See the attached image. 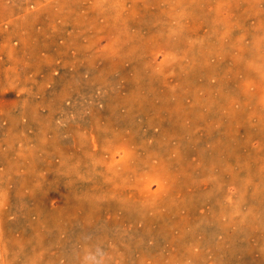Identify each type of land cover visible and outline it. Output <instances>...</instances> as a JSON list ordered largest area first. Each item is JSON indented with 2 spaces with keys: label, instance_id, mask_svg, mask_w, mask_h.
Returning <instances> with one entry per match:
<instances>
[{
  "label": "rangeland",
  "instance_id": "rangeland-1",
  "mask_svg": "<svg viewBox=\"0 0 264 264\" xmlns=\"http://www.w3.org/2000/svg\"><path fill=\"white\" fill-rule=\"evenodd\" d=\"M263 30L264 0H0V264H264Z\"/></svg>",
  "mask_w": 264,
  "mask_h": 264
},
{
  "label": "bare ground",
  "instance_id": "bare-ground-1",
  "mask_svg": "<svg viewBox=\"0 0 264 264\" xmlns=\"http://www.w3.org/2000/svg\"><path fill=\"white\" fill-rule=\"evenodd\" d=\"M69 1V0H68ZM245 1V0H244ZM98 2V1H97ZM114 2V1H113ZM68 3V2H67ZM250 3V2H249ZM116 4V3H115ZM71 5V4H70ZM165 5V4H164ZM18 6V5H17ZM46 8V6L44 7V9ZM49 8V7H48ZM69 8V7H68ZM220 8V7H219ZM228 8V7H227ZM71 9V8H70ZM218 10V9H217ZM2 12V11H1ZM36 14V13H35ZM49 14V13H48ZM82 14V13H81ZM38 16V15H37ZM254 16V15H253ZM23 17V16H22ZM25 17V16H24ZM42 17H44V14H43V16ZM50 19V18H49ZM262 19V18H261ZM23 20V19H22ZM220 20V19H219ZM58 22V21H57ZM220 23V22H219ZM123 24V23H122ZM254 25V24H253ZM255 25H257V24H255ZM259 25H260V23H259ZM261 26V25H260ZM47 27V26H46ZM262 27V26H261ZM124 29V28H123ZM18 30V29H17ZM57 30V29H56ZM88 30V29H87ZM189 30V29H188ZM264 31V30H263ZM192 32H194V31H192ZM123 33H125V32H123ZM45 34V33H44ZM68 34H70V33H68ZM205 35V34H204ZM23 37V36H22ZM203 40V39H202ZM122 41V40H121ZM116 42V41H115ZM192 43V42H191ZM220 44V43H219ZM91 46V45H90ZM254 46V45H253ZM246 49V48H245ZM212 52V51H211ZM182 54V53H181ZM117 55V54H116ZM108 57H109V55H108ZM29 58V57H28ZM183 58V57H182ZM119 59V58H118ZM18 60V59H17ZM240 62V61H239ZM263 62V61H262ZM38 64V63H37ZM73 64V63H72ZM249 65V64H248ZM78 66V65H77ZM249 67V66H248ZM214 69V68H213ZM102 72H104V71H102ZM97 73H98V71H97ZM229 74V73H228ZM24 75V74H23ZM218 75V74H217ZM26 76V75H25ZM41 77V76H40ZM97 77V76H96ZM235 77V76H234ZM21 78V77H20ZM102 80H103V78H102ZM249 82V81H248ZM253 82H254V80H253ZM242 83H244V82H242ZM9 85V84H8ZM38 86V85H37ZM194 88V87H193ZM246 89V88H245ZM21 90V89H20ZM189 91V90H188ZM250 91V90H249ZM18 93H20V92H18ZM253 95V94H252ZM39 96V95H38ZM29 97V96H28ZM251 97V96H250ZM13 98V97H12ZM250 99V98H249ZM132 101V100H131ZM253 101V100H252ZM249 105H250V103H249ZM23 106V105H22ZM32 106V105H31ZM117 106V105H116ZM120 106V105H119ZM41 108H42V106H41ZM126 108V107H125ZM180 108V107H179ZM49 109V108H48ZM82 111V110H81ZM182 111V110H181ZM85 113V112H84ZM7 114V113H6ZM115 114V113H114ZM143 118V117H142ZM233 133V132H232ZM7 134V133H6ZM8 135V134H7ZM158 135V134H157ZM235 135V134H234ZM237 138V137H236ZM13 140V139H12ZM11 140V141H12ZM20 142V141H19ZM26 144V143H25ZM32 144V143H31ZM24 146V145H23ZM33 146V145H32ZM21 150V149H20ZM45 150V149H44ZM22 154V153H21ZM51 157V156H50ZM35 158V157H34ZM138 161V160H137ZM220 165V164H219ZM146 166V165H145ZM153 166V165H152ZM221 166V165H220ZM225 167V166H224ZM8 168H9V166H8ZM116 168H115V166L114 165H110V169H109V171L108 172H104V173H102L103 175H105V177H108L110 180H109V182L108 183H111V184H114V186H117V184H121L122 185V183H121V180H118L117 179V177H116V175H117V169L115 170ZM186 169V168H185ZM176 170V169H175ZM47 173V172H46ZM141 173H143V172H141ZM48 175V174H47ZM142 175V174H141ZM7 176V175H6ZM5 176V177H6ZM232 177H234V176H232ZM54 178V177H53ZM111 181V182H110ZM22 183V182H21ZM256 183V182H255ZM257 184V183H256ZM258 185V184H257ZM112 185H110L109 187H111ZM129 186H131V185H129ZM128 186V187H129ZM151 188L152 187H150L149 185H148V191L150 192H152V190H151ZM25 189V188H24ZM155 192V191H154ZM257 195V194H256ZM158 197V196H157ZM20 198V197H19ZM22 198V197H21ZM145 198V197H144ZM152 199V198H151ZM217 200H219V199H217ZM235 200V199H234ZM21 201V200H20ZM152 201V200H151ZM220 202V201H219ZM129 204V203H128ZM21 205V204H20ZM149 207V206H148ZM57 208V207H56ZM90 208V207H89ZM55 210V209H54ZM132 213H133V211H132ZM158 215V214H157ZM127 217V216H126ZM15 218V217H14ZM93 219H94V217H93ZM217 220V219H216ZM19 222V221H18ZM47 222V221H46ZM162 222V221H161ZM164 222V221H163ZM156 226V225H155ZM11 227V226H10ZM134 227V226H133ZM97 228V227H96ZM113 229V228H112ZM125 229V228H124ZM139 229V228H138ZM96 230V229H95ZM94 230V231H95ZM149 230V229H148ZM6 232V231H5ZM108 232V231H107ZM115 232V231H114ZM133 232V231H132ZM131 234V233H130ZM120 236H121V234H120ZM132 237V236H131ZM1 238V237H0ZM40 238H41V236H40ZM39 238V239H40ZM123 238V237H122ZM168 238V237H167ZM38 239V238H37ZM118 239V238H117ZM124 239V238H123ZM122 239V240H123ZM118 241H119V239H118ZM168 241V240H167ZM170 241V240H169ZM103 243V242H102ZM217 244V243H216ZM219 244V243H218ZM170 245V244H169ZM220 245V244H219ZM230 246V245H229ZM63 248V247H62ZM86 250V249H85ZM130 250V249H129ZM137 252V251H136ZM70 253V252H69ZM82 254V253H81ZM197 254V253H196ZM229 256H231V255H229ZM239 256V255H238ZM72 257V256H71ZM86 257V256H85ZM146 257V256H145ZM6 258V257H5ZM59 258V257H58ZM133 258V257H132ZM231 258V257H230ZM48 259V258H47ZM84 259V258H83ZM6 260V259H5ZM145 261V260H144ZM118 262V261H117ZM132 262V261H131Z\"/></svg>",
  "mask_w": 264,
  "mask_h": 264
}]
</instances>
